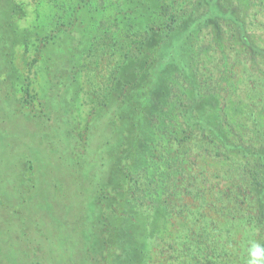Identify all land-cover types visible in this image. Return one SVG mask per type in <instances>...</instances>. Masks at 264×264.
I'll list each match as a JSON object with an SVG mask.
<instances>
[{"label":"rangeland","instance_id":"obj_1","mask_svg":"<svg viewBox=\"0 0 264 264\" xmlns=\"http://www.w3.org/2000/svg\"><path fill=\"white\" fill-rule=\"evenodd\" d=\"M42 1L47 0H15L29 13L21 25L33 19ZM106 2L91 0V7L102 9ZM163 2L177 23L189 19L203 25L192 30L185 43L189 53L183 61L189 60L193 81L172 74L171 96L184 115H178L177 135L182 141L173 146L188 163L183 164L182 186L168 204L171 219L165 241L151 253V262L248 264L250 245L264 247L258 200V194L264 193L259 185L264 180V166L259 161L261 157L264 163V0ZM111 19V13L100 11L101 27L110 26ZM146 38L115 23L83 59L81 102L73 119L79 139L88 113L105 102L119 68L140 58L143 51L138 49ZM13 57L21 80L15 84L16 91L10 88L11 104L0 78V264H17V259L19 264H28L33 254L30 246L36 247L40 257L52 249L61 251L62 255L52 253L43 263L59 264L65 259L63 253L67 260L68 254L76 256L75 234L70 229L81 216L73 202L78 199L77 187L68 185L70 179L74 184L73 173L43 143L39 122L25 113L35 115L41 110L37 100L40 74L32 55L18 47ZM28 80L33 99L17 108L23 113L15 112L13 107L22 97L18 85ZM224 140L251 154L226 149ZM26 159L37 171L33 177L37 190L32 192L31 202L22 179L30 173V168H23ZM56 181L63 184L60 191L67 200L54 195ZM136 192L142 196L139 188ZM141 202L147 204V199Z\"/></svg>","mask_w":264,"mask_h":264},{"label":"trees","instance_id":"obj_2","mask_svg":"<svg viewBox=\"0 0 264 264\" xmlns=\"http://www.w3.org/2000/svg\"><path fill=\"white\" fill-rule=\"evenodd\" d=\"M163 1L107 0L102 9L111 13L112 22L104 28L99 25L102 9L92 8L91 0L39 2L26 25L21 22L29 19V13L22 5L0 0V78L6 95L10 88L16 91L15 84L21 80L13 63L19 47L32 55L40 74L41 110L35 115L25 113L39 122L43 143L73 173L74 184L69 177L68 185L77 187L78 199L73 202L81 216L70 229L76 256L68 254L67 260L63 253L65 259L59 264H152L151 253L165 241L171 219L168 204L182 186L183 164L188 163L173 146L182 141L177 135L178 115H184L171 96L172 74L193 81L191 64L183 61L189 53L185 43L189 33L203 24L189 19L177 23ZM162 17L167 19L161 21ZM115 23L130 33L144 34L147 38L138 50L146 54L119 68L105 102L88 113L79 139L73 119L80 108L83 59ZM29 83L18 85L22 97L13 107L15 112L23 113L17 108L33 99ZM222 144L244 156L251 154L226 140ZM32 165L24 161L23 168H30V173L22 177L30 202L37 190ZM56 182L54 195L67 200L60 191L63 184ZM259 185L264 189V180ZM143 198L147 204L141 202ZM258 200L264 226V193L258 194ZM102 226L104 231L99 232ZM31 248L28 264H43L57 251L62 255L52 249L41 258L36 247ZM38 248L41 251L40 244Z\"/></svg>","mask_w":264,"mask_h":264},{"label":"clouds","instance_id":"obj_3","mask_svg":"<svg viewBox=\"0 0 264 264\" xmlns=\"http://www.w3.org/2000/svg\"><path fill=\"white\" fill-rule=\"evenodd\" d=\"M248 264H264V247L257 243H252L248 249Z\"/></svg>","mask_w":264,"mask_h":264}]
</instances>
